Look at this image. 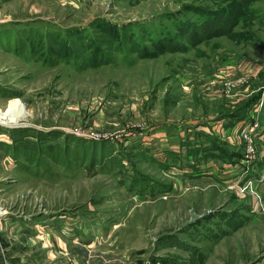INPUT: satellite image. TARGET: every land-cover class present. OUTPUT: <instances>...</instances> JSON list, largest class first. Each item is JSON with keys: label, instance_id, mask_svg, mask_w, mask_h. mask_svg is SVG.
Listing matches in <instances>:
<instances>
[{"label": "rangeland", "instance_id": "rangeland-1", "mask_svg": "<svg viewBox=\"0 0 264 264\" xmlns=\"http://www.w3.org/2000/svg\"><path fill=\"white\" fill-rule=\"evenodd\" d=\"M10 107L0 264H264V0H0Z\"/></svg>", "mask_w": 264, "mask_h": 264}, {"label": "crops", "instance_id": "crops-1", "mask_svg": "<svg viewBox=\"0 0 264 264\" xmlns=\"http://www.w3.org/2000/svg\"><path fill=\"white\" fill-rule=\"evenodd\" d=\"M2 220L5 221L6 226L5 224L4 226L3 225L1 226L6 227V229L11 231V235L12 233H19V234L23 233V230L26 229V227L28 226H30L32 229L37 230L38 232H40L39 239L43 240L42 245L44 243L50 242L54 245V247H56L57 246V235L60 234L62 236V228H61L62 226L61 225L59 227L57 226V224L60 222V220L57 218L37 220V221H33L31 224L27 220H24L22 222L20 220H17V218H15L14 212H7V216L4 217ZM102 227H104L102 229L105 232V229H106L105 224H102ZM47 258L48 257H45L43 261L39 260V263L37 261L36 264H57V263L47 262L46 260ZM88 260L89 262H87V264H95L94 256L88 254Z\"/></svg>", "mask_w": 264, "mask_h": 264}, {"label": "bare ground", "instance_id": "bare-ground-1", "mask_svg": "<svg viewBox=\"0 0 264 264\" xmlns=\"http://www.w3.org/2000/svg\"><path fill=\"white\" fill-rule=\"evenodd\" d=\"M24 113L18 108H7L5 110L0 109V125L4 126H18L22 118H24Z\"/></svg>", "mask_w": 264, "mask_h": 264}, {"label": "built area", "instance_id": "built-area-1", "mask_svg": "<svg viewBox=\"0 0 264 264\" xmlns=\"http://www.w3.org/2000/svg\"><path fill=\"white\" fill-rule=\"evenodd\" d=\"M247 125V126H246ZM250 125L252 124H249L247 122H245L244 124H242V130L240 131V134H239V138H240V141L243 140V141H249L251 139V129L250 128H247V127H250Z\"/></svg>", "mask_w": 264, "mask_h": 264}, {"label": "trees", "instance_id": "trees-1", "mask_svg": "<svg viewBox=\"0 0 264 264\" xmlns=\"http://www.w3.org/2000/svg\"><path fill=\"white\" fill-rule=\"evenodd\" d=\"M239 117H241V116H239ZM230 118H237V115H233V116H231ZM216 147H217V146H216ZM217 151H218V153H219V157L217 156L216 159L222 157V156H223V153H224L223 151H222L223 153H221V152H220V149H218ZM226 153H227V152H226ZM231 158H232V156H231ZM221 159H222V158H221ZM224 159H227L228 161H231V160H232V159H230V158H228V157H224L222 160H224ZM227 160H225V161H227Z\"/></svg>", "mask_w": 264, "mask_h": 264}]
</instances>
